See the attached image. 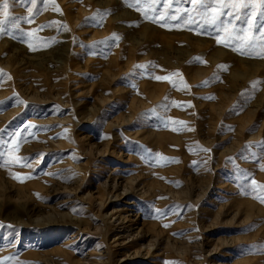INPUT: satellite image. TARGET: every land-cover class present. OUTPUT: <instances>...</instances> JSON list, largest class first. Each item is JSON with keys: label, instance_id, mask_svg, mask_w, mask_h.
Masks as SVG:
<instances>
[{"label": "rangeland", "instance_id": "1", "mask_svg": "<svg viewBox=\"0 0 264 264\" xmlns=\"http://www.w3.org/2000/svg\"><path fill=\"white\" fill-rule=\"evenodd\" d=\"M29 7L11 0L0 37V260L264 264L261 48L142 15L163 3Z\"/></svg>", "mask_w": 264, "mask_h": 264}, {"label": "snow or ice", "instance_id": "2", "mask_svg": "<svg viewBox=\"0 0 264 264\" xmlns=\"http://www.w3.org/2000/svg\"><path fill=\"white\" fill-rule=\"evenodd\" d=\"M10 2L11 0H0V37L9 34L6 30V25L9 20L14 19L9 10ZM146 2L157 5L163 3L164 6L163 12H157L155 8H152L150 12L149 10L143 11L142 15L149 19L150 22L167 27L168 25L165 23L167 20L179 21L182 17H186V22L189 24H207L215 27L218 33L216 37L218 45L221 43L220 34H223L225 46L231 47L235 45L236 50L241 55H245L247 48L259 46L261 48L260 56H250L249 58H264V23H262L258 29L256 28L257 20L264 18V0H186L191 6L190 12L188 9H185L184 12H179L178 9H175L173 5L176 4L178 0H146ZM134 3L138 6L137 10L139 11L140 0H134ZM31 4L32 7L27 9L28 23L32 22L36 0H31ZM56 11H59V9ZM103 15H107V13ZM89 19H95V17ZM242 20L246 24V27L238 28ZM11 27L18 30L19 22L14 23ZM43 27L46 26H41V28ZM26 35L31 36L32 33L29 32ZM240 44H242L243 47H240ZM29 47L31 48V45H29ZM154 79L156 81H170L169 76H155ZM32 127L35 126L26 125L24 130L27 131ZM15 136L23 137V132L17 131ZM17 143V140L13 139L11 141V146L15 147ZM261 146L264 147V142H262ZM246 147L251 146L246 145ZM203 151L208 150L205 149ZM13 162L18 166H28L23 160H16ZM13 178L17 179L18 182H23L24 179L20 176H15ZM250 183L260 191V195L257 199H259L261 203H264V185H257L254 179H252ZM9 259L12 258L10 257ZM0 264H5V261L0 260ZM165 264H168V262H165Z\"/></svg>", "mask_w": 264, "mask_h": 264}, {"label": "bare ground", "instance_id": "3", "mask_svg": "<svg viewBox=\"0 0 264 264\" xmlns=\"http://www.w3.org/2000/svg\"><path fill=\"white\" fill-rule=\"evenodd\" d=\"M214 53H217V54H220V52H219V50H216ZM173 137V136H172ZM10 184V183H9ZM10 186V185H9ZM127 186V185H126ZM110 186H108V188H109ZM112 187V186H111ZM110 187V188H111ZM104 188V187H103ZM107 188V187H106ZM124 189V188H123ZM19 190V189H18ZM25 190V189H24ZM125 190H126V188H125ZM128 190H130L129 188H128ZM106 191V190H105ZM115 191V190H114ZM1 192V191H0ZM107 192H109V191H107ZM106 192V193H107ZM102 193V192H101ZM110 193V192H109ZM101 195V194H100ZM0 196H1V194H0ZM99 196V195H98ZM97 196V197H98ZM113 196V195H112ZM108 199V198H107ZM97 200V199H96ZM107 201V200H106ZM105 202V201H104ZM106 205V204H105ZM102 206H104V205H102ZM99 207H101V206H99ZM99 209V208H98ZM104 209V208H103ZM99 213V212H98ZM106 215V214H105ZM110 216V215H109ZM38 222H37V220L34 222V224H37ZM140 228V227H139ZM148 228V227H147ZM141 229H143V228H141ZM140 229V231L141 232H143L142 230ZM149 229V228H148ZM147 229V230H148ZM149 231V230H148ZM146 232V231H145ZM138 233V232H137ZM141 234V233H140ZM147 234V233H146ZM152 236V235H151ZM151 247V246H150ZM128 250V249H127ZM138 250V249H137ZM136 251V250H135ZM183 251H185V250H183ZM119 252V251H118ZM128 252V251H127ZM139 252V251H138ZM136 253H137V251H136ZM147 253V252H146ZM180 253V252H179ZM111 254V253H110ZM133 254V253H132ZM151 254V253H150ZM181 254V253H180ZM119 255H120V253H119ZM141 255V254H140ZM109 256V255H108ZM127 256H128V254H127ZM139 256V255H138ZM146 256V255H145ZM104 257V256H103ZM126 257V256H125ZM134 257H136L135 255H134ZM108 259V258H107ZM46 260V259H45ZM190 262V261H189ZM192 264V263H191ZM194 264H195V262H194ZM198 264V263H197Z\"/></svg>", "mask_w": 264, "mask_h": 264}]
</instances>
